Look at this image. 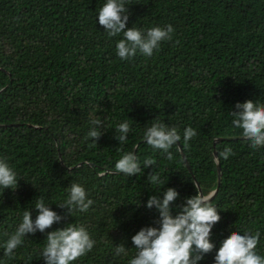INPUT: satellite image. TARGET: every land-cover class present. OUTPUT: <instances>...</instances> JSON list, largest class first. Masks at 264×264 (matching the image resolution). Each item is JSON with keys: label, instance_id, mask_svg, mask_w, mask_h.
Wrapping results in <instances>:
<instances>
[{"label": "trees", "instance_id": "obj_1", "mask_svg": "<svg viewBox=\"0 0 264 264\" xmlns=\"http://www.w3.org/2000/svg\"><path fill=\"white\" fill-rule=\"evenodd\" d=\"M102 2L0 0V156L21 178L15 191L0 193V242L37 195L65 214L55 203L77 181L93 206L52 229L72 219L87 223L98 244L79 264H110L108 242L126 235L131 247L130 236L155 215L143 206L145 177L127 178L113 167L121 150H134L141 161H154L181 200L199 187L211 195L218 189L211 199L220 217L214 248L201 264H214L219 242L237 231L259 232L264 255V147L251 149L229 114L237 103L264 104V0H128L126 27L174 29L151 57L130 60L115 54L120 36L96 24ZM90 112L106 118L97 143L85 138ZM156 116L197 130L187 147L181 140L170 149L171 160L142 139ZM127 117L134 131L121 146L112 130ZM225 147L231 156L214 163V151ZM43 239L39 232L29 237L6 264H25ZM37 259L28 264H43Z\"/></svg>", "mask_w": 264, "mask_h": 264}, {"label": "clouds", "instance_id": "obj_2", "mask_svg": "<svg viewBox=\"0 0 264 264\" xmlns=\"http://www.w3.org/2000/svg\"><path fill=\"white\" fill-rule=\"evenodd\" d=\"M128 6V0H103L96 12V24L103 26L107 36H120L115 43V54L121 60H130L137 54L151 57L161 42L172 39L173 26L154 25L146 29L126 27L129 20ZM229 114L232 129L239 130V135L248 142L251 149L255 151L264 147V104L253 101L237 103ZM105 120L90 112L85 138L97 143V139L107 132ZM130 121L133 120L128 117L121 119L112 130V137L121 146L127 143L129 134L134 131ZM150 121L143 130L142 139L153 152L168 160L173 158L170 149L174 145L182 140L187 147L197 135V130L191 125L180 130L157 116ZM231 154V148L225 147L213 157V162L227 160ZM149 166H152L151 170L145 173ZM113 167L127 178L145 177L143 187L150 194L143 206L153 210L155 215L150 223L139 227L130 236L131 247L126 246L129 239L126 235L108 242L110 264H201L204 256L214 248L211 243L212 229L220 219L216 207L211 203V194L196 190L194 195H186L181 200L175 187H165L168 177L165 178L157 169L154 161L151 158L141 161L134 150H121ZM20 179L18 171L8 159L0 156V193L5 189L15 191ZM52 204L47 203L44 196L37 195L33 207L25 208L20 214L13 231L3 233L0 264H6L5 258H14L16 250L26 245L28 238L37 232L44 235V243L32 249L28 260L37 256V260H42L43 264H79L80 260L93 252L98 241L87 223L73 222L72 219L63 227L52 229L53 224L59 225L62 220L87 213L93 206L94 201L84 185L77 181L69 183L62 202L55 203L58 208L66 210L65 214L54 210ZM134 204L139 207L140 201L135 199ZM112 213L110 215L113 219ZM115 222L116 227L118 222ZM259 241V232H232L219 242L213 262L264 264V255L257 248ZM28 260L25 264H28Z\"/></svg>", "mask_w": 264, "mask_h": 264}, {"label": "water", "instance_id": "obj_3", "mask_svg": "<svg viewBox=\"0 0 264 264\" xmlns=\"http://www.w3.org/2000/svg\"><path fill=\"white\" fill-rule=\"evenodd\" d=\"M214 147H215V145H214ZM214 152H215V156H216L217 155V151L215 150ZM184 159L187 162L186 158H184ZM187 164H188V162H187ZM188 168H190V166ZM218 172H219V184H220V179H221V168H220V165H218ZM198 187H199V184H198ZM199 190H200V192H202L200 187H199ZM217 192H218V189L213 193V195H211L210 199H212L217 194Z\"/></svg>", "mask_w": 264, "mask_h": 264}]
</instances>
